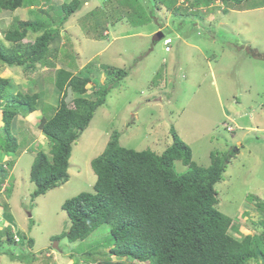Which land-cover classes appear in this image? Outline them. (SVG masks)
<instances>
[{"label": "rangeland", "instance_id": "obj_1", "mask_svg": "<svg viewBox=\"0 0 264 264\" xmlns=\"http://www.w3.org/2000/svg\"><path fill=\"white\" fill-rule=\"evenodd\" d=\"M71 1L35 0L38 6L33 10H0V32L13 19L45 21L47 29L58 32L47 50L53 71L33 76L34 85L42 88L38 107L43 116L50 118L57 104L53 88L57 68L85 76L83 68L93 63L97 72L90 85L96 88L105 84L102 70L106 67L122 69L128 75L115 81L104 105L73 145L69 180L35 199L31 197L30 166L37 151L49 153L50 143L45 136L44 140L36 138L40 131L33 132L34 122H25L27 111L19 110L12 123L15 152L0 155V162L8 157L13 160L7 164L4 185L0 183L4 209L0 215V264L10 263L12 255H21L19 262L28 263L33 252L45 246L58 257L57 243L64 252L72 250L78 264L108 261L113 244L108 225L81 242H69L59 235L70 225L62 203L92 192L96 175L90 162L102 153L113 131L120 134L121 146L159 154L171 144L170 130L174 128L190 147L197 165L209 166L211 152L230 158L215 185L217 208L242 234L262 231L264 213L255 210L253 203L255 198L264 201V0H248L240 10L228 9L221 1L207 7L206 0H178L179 9L171 0H79V10L65 19L61 6ZM137 7L147 18L143 25L130 20ZM158 35V41L154 40ZM35 36L29 33L22 42L33 43ZM166 38L171 39L168 52L163 45ZM3 67L22 71L21 67ZM16 82L10 80L8 93L36 92ZM72 99L73 94L67 92L68 105ZM248 127L257 129L249 132ZM3 143L0 138V146ZM186 169L175 162L177 173ZM13 185L18 194L12 202V194L4 197V190L9 187L11 191ZM6 230L19 242L6 241ZM28 237L34 242L30 248ZM88 251L94 259L85 257ZM44 254H37L39 261L47 262Z\"/></svg>", "mask_w": 264, "mask_h": 264}, {"label": "trees", "instance_id": "obj_2", "mask_svg": "<svg viewBox=\"0 0 264 264\" xmlns=\"http://www.w3.org/2000/svg\"><path fill=\"white\" fill-rule=\"evenodd\" d=\"M171 1L175 8L178 7V0ZM219 1L228 9L240 10L248 0ZM206 2H209L208 7L215 0ZM35 6H38L35 0H0L3 11L13 12L21 7L33 10ZM79 7V0L63 4L64 18L77 12ZM130 20L143 25L147 18L137 7ZM12 21L0 32V64L22 67L24 74L36 72L45 65L53 66L47 50L58 32L50 31L45 21L38 19ZM29 33L37 34L34 42L23 43ZM94 67L93 63L86 65L83 68L85 76L63 68L55 70L53 87L58 102L54 114L50 118L42 117L37 125L49 140L50 149L48 154L37 151L31 163L32 199L69 180L73 145L88 128L96 110L104 105L115 81L128 75L122 69L106 67L102 70L105 84L100 88L92 87L88 93L87 86L97 72ZM10 86V80L0 76L3 122L0 138L4 142L0 149L6 153H14L17 145L11 133L17 106L27 113L33 112L40 99L38 93L12 95L8 93ZM67 92L73 94L71 106L65 100ZM170 134L171 144L157 154L121 146L120 134L113 131L102 153L90 162L96 175L92 192H82L61 205L70 225L60 238L81 242L100 226L108 225L113 244L108 251V261H101V264H264V225L262 231L244 235L233 225L232 219L217 208L215 185L221 181L230 158L211 152L209 166H199L192 160L190 147L174 128ZM177 161L187 168L186 171L176 172ZM6 175L0 165V183ZM9 189L4 190L6 195ZM253 205L255 210L264 213V201L255 198ZM5 232L6 241H14L12 234L8 230ZM84 255L94 259L89 251ZM77 262L75 260L74 264Z\"/></svg>", "mask_w": 264, "mask_h": 264}, {"label": "crops", "instance_id": "obj_3", "mask_svg": "<svg viewBox=\"0 0 264 264\" xmlns=\"http://www.w3.org/2000/svg\"><path fill=\"white\" fill-rule=\"evenodd\" d=\"M217 2H219V0L218 1H215V3H217ZM86 3V2H85ZM29 9V8H28ZM1 14V13H0ZM16 67V66H15ZM50 66L49 65H45V67H43V68H40V69H38L37 70V72H33V73H31V74H24V71H23V69H22V71H18V72H14V71H12L11 69H8L7 67H3V65L2 64H0V76L1 77H4V78H6V79H9V80H11V79H14V80H16L17 82H16V84H18V81H20L21 83H22V85H24V86H27V87H29L30 88V90L29 91H36V92H34V93H41V91H42V88H40L38 85H34V83H37L35 80H34V78H33V76H37V74L39 75L38 77H40V74H39V72H46V71H50V70H52L53 71V69L54 68H52V69H50L49 68ZM22 68V67H21ZM56 69V68H55ZM51 71V72H52ZM51 72H47V75L46 76H48V77H51V76H49L50 74H51ZM37 73V74H36ZM36 74V75H35ZM102 79V78H101ZM92 87L94 88L95 86H91L90 84L87 86V89H88V93H90L91 92V89H92ZM18 93V92H17ZM10 94H11V92H10ZM16 94V93H15ZM14 95V94H13ZM0 115H1V113H0ZM43 116V114H42V110L40 111L39 109H37L36 111H34V112H32V113H28V114H26L24 117H23V119L25 120V122H27L28 124H31L32 122H34V124H35V126L37 125V121H38V119L40 118V117H42ZM2 126H3V123H2V121H1V116H0V130L2 129ZM35 126H33V132H36V128H35ZM248 130L247 131H249V132H253V130H255V129H257L256 127H248L247 128ZM36 138L38 139V138H40L41 140H44L45 139V137L41 134V133H37V135H36ZM240 152L238 151V153L237 154H239ZM3 155L4 157L5 156H8L7 154H4V152L0 149V155ZM8 161L9 160H12V158L11 157H8V159H7ZM3 161H5V160H3ZM17 163V161L13 164V166H12V169H14V165ZM6 181V180H5ZM3 185H4V183H3ZM5 185H7V184H5ZM14 189H15V193H14ZM2 191H1V189H0V193H1ZM49 192V191H48ZM10 194H12L11 195V198H10V200L13 202L14 200H12L13 199V197H16L17 196V194H18V190L16 189V188H14V185H13V188H12V190L10 191V193H9V195ZM6 196V193H5V195H4V197ZM6 201H8V200H6ZM0 215H1V213H2V211H4V209H3V205L0 203ZM9 209H10V211L11 212H14L15 211V209H11L10 208V206H9ZM22 217V216H21ZM12 218H15L14 217V215L12 214ZM8 224H9V222H7ZM30 230V229H29ZM1 231H2V228H1V226H0V234H1ZM245 235V234H244ZM27 239V241H28V246H29V248H30V246H32L33 244H34V242L32 243V238H30V237H28V238H26ZM56 245H58V243L56 244ZM47 248V246H45V248L43 249V250H41V251H38L36 254H34V252H33V255H32V261L30 260V262H28V263H25V264H74L75 263V258H74V254H73V251L71 250L70 251V253L69 252H64V251H62L61 249H58V248H55L56 249V252L58 253V257H56L55 255L53 256V255H51L52 253H50L49 251L50 250H47L46 249ZM38 250H40V249H38ZM42 251H45V254H44V257L47 259V262H45V261H39V257H37V254H39L40 252H42ZM31 254V253H30ZM70 255V256H69ZM21 256V255H20ZM20 256H17V255H12L11 257L9 256V261H10V263H7V264H21V262H19L20 260H19V257ZM18 257V258H17ZM27 257H29L30 259H31V256H27ZM79 258V257H78ZM116 259H113V261H115ZM95 263V262H94ZM93 263V264H94ZM99 264H100V262H99Z\"/></svg>", "mask_w": 264, "mask_h": 264}, {"label": "clouds", "instance_id": "obj_4", "mask_svg": "<svg viewBox=\"0 0 264 264\" xmlns=\"http://www.w3.org/2000/svg\"><path fill=\"white\" fill-rule=\"evenodd\" d=\"M171 40V39H170ZM7 66V65H6ZM15 67V66H14ZM16 67H18V66H16ZM45 67V66H44ZM50 67H53V66H50ZM49 67V68H50ZM40 68H43V67H40ZM39 68V69H40ZM37 72V71H36ZM4 78V77H3ZM54 88V87H53ZM55 90V89H54ZM19 93V92H18ZM17 94V93H16ZM33 94V93H32ZM39 95H40V93H38ZM13 95V94H12ZM15 95V94H14ZM27 95H31V94H27ZM40 100V99H39ZM66 100V99H65ZM39 102V101H38ZM57 102H58V96H57ZM57 105V104H56ZM56 107V106H55ZM20 109H22L20 106H17V109H16V115L14 116V118L17 116V114L19 113V110ZM37 109H39V107H37ZM23 110V109H22ZM40 110V109H39ZM25 111V110H24ZM36 111V110H35ZM41 111V110H40ZM34 112V111H33ZM0 113H1V121H2V110H1V108H0ZM29 113H32V112H29ZM28 114V113H27ZM42 117H44V116H42ZM42 117H40L39 119H38V121H37V125H38V122H39V120L42 118ZM14 118H13V120H14ZM44 118H46V117H44ZM13 120H12V123H13ZM3 123V122H2ZM37 125L35 126V128H36V130L38 129V127H37ZM3 127V126H2ZM229 127V126H228ZM2 130V129H1ZM39 130V129H38ZM40 131V130H39ZM11 133H12V129H11ZM40 133L42 134V132L40 131ZM43 135V134H42ZM44 136V135H43ZM4 152V151H3ZM4 154H7V155H10V154H12V153H6V152H4ZM35 156V155H34ZM34 159V158H33ZM10 161H13V160H9V161H1L0 163V165H2V167H3V169L6 171L7 169H8V163H10ZM6 180V179H5ZM4 180V181H5ZM53 190V189H52ZM13 238H14V241L17 243V242H19V241H16L15 240V238H18V237H15V235H13ZM29 245V244H28Z\"/></svg>", "mask_w": 264, "mask_h": 264}, {"label": "built area", "instance_id": "obj_5", "mask_svg": "<svg viewBox=\"0 0 264 264\" xmlns=\"http://www.w3.org/2000/svg\"><path fill=\"white\" fill-rule=\"evenodd\" d=\"M170 44H171V40H170V38H166V39L163 41L164 50H165L166 52L170 51ZM15 240H18V239L15 238Z\"/></svg>", "mask_w": 264, "mask_h": 264}, {"label": "water", "instance_id": "obj_6", "mask_svg": "<svg viewBox=\"0 0 264 264\" xmlns=\"http://www.w3.org/2000/svg\"><path fill=\"white\" fill-rule=\"evenodd\" d=\"M160 37H161V35H160ZM160 37H159V35H158L157 39H156V37H155L154 40L158 41V39H159ZM54 247L57 248V245L54 244Z\"/></svg>", "mask_w": 264, "mask_h": 264}, {"label": "bare ground", "instance_id": "obj_7", "mask_svg": "<svg viewBox=\"0 0 264 264\" xmlns=\"http://www.w3.org/2000/svg\"><path fill=\"white\" fill-rule=\"evenodd\" d=\"M65 234V233H64ZM64 236V235H63Z\"/></svg>", "mask_w": 264, "mask_h": 264}]
</instances>
